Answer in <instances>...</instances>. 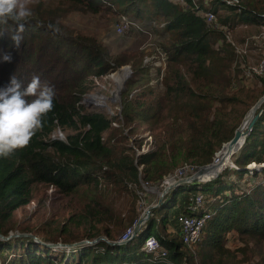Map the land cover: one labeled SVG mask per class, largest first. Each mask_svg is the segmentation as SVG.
<instances>
[{
    "label": "trees",
    "instance_id": "trees-1",
    "mask_svg": "<svg viewBox=\"0 0 264 264\" xmlns=\"http://www.w3.org/2000/svg\"><path fill=\"white\" fill-rule=\"evenodd\" d=\"M69 1L84 13L93 15L101 12L102 7L107 4V7L115 8L119 16L130 15V19L133 20L135 17L143 16L146 11L151 15L147 19L140 20L141 22L137 19L135 21H138L142 27L143 31L139 32L143 33L149 28V31L164 33V39L160 40L161 44H158L159 52L165 59L160 72V83L164 84V92L158 98L167 111H175L176 119L184 116H191V119L195 120L200 119V113L206 109L199 107L198 103L203 99L207 102H215L221 96V92L215 98H211L213 89L219 88L220 84H223V89L230 85L229 76H225L227 70L220 68V63L223 59L228 60L231 53L227 50V46L231 47L232 53H238L228 41V36L224 35V39L219 42L223 33L216 32L205 22L202 16L204 12L209 10L216 17L219 9L232 11L231 18L221 19L222 27L231 28V25L236 23L264 26V0H240L238 7L226 6L221 0H212L208 9L205 7L208 0ZM257 7L260 8L257 9ZM233 20L235 21L232 22ZM49 23L58 24L57 21H52V14L44 18L34 13L25 24L24 31H27L28 35L22 39L19 48L13 46L11 39L17 34L18 26L12 21L7 24L0 23V44L2 45V39L4 41V35L12 42V44L5 42L6 48L3 54H13L16 50L21 51L20 53L24 52L23 50H30V56L26 58V62L32 63L29 65V70L34 75H39L42 82L54 86L56 93L54 109L44 117L42 130L33 136L30 144L22 150L13 152L7 158H0V235L4 237L8 236V225L11 223L13 212L28 205L29 190L37 185L51 186L66 195L77 194L84 189V196L99 203L100 189L103 188L100 185L104 186L105 178L112 179L117 184L121 183L125 185L124 187L130 182L135 189L138 186L141 187L140 181L152 184L151 182L159 180L158 184L161 179L164 180L168 174H173L182 165L181 163L178 166V163L174 161L177 158L179 162V155H175V152H185L179 144L167 150L164 143L160 150L141 154L137 159L132 157V160L125 154L116 159L117 154L113 152L114 148L111 146L113 140L109 138L105 141L104 139V134L110 126L118 128L122 119L125 123L131 122L132 113H135L137 119L142 118L144 122H147L148 115L158 113L159 108L162 107L158 105L160 102L155 104L154 100L149 104L129 100L135 96L139 99L151 91L153 85L148 80L149 66L156 69V63L151 61V64H145V62L141 64V61L134 63L136 65L134 73L142 74V81L145 84L142 87L141 96L137 90L133 96H130V92H133L134 86L139 82V80L133 81L130 91L128 90L121 100L119 117L117 115L115 118L108 119L100 112H83L80 99L87 92V79L100 78L116 70L122 64L129 62L130 57L113 59L94 38L85 41L81 36H75L73 38L75 44H68L65 39H69L70 36L66 33L53 35L47 27ZM157 25L159 27L163 25V27L158 29ZM225 30L227 29H222V31ZM37 36L41 37L43 45H47L50 51L41 49L40 45L36 47L32 44ZM211 41L218 46L211 47ZM50 44L56 46L57 55V62L52 65L47 63V55L54 53ZM140 65L144 67L140 68ZM121 71L111 76L120 74ZM218 75L226 77L225 83L220 81L222 79L218 78ZM12 76L26 86L33 75L26 77L17 73L1 76L0 86L7 85ZM125 78L126 76H123L122 81ZM143 105H146L145 108H142ZM260 111L261 114L255 126L246 137L243 144L245 146L241 148L242 160L239 156V160L236 159V166L233 164L237 174L240 173V169L243 170L251 163H264V140L259 141L260 129L262 125L264 127V104ZM57 128L71 131L65 141L51 138ZM233 135L234 130L231 135H221L220 142H228ZM171 153L175 156L173 157ZM167 154L168 160L165 159ZM209 158L205 164L210 163ZM245 172L248 174L247 170ZM224 174L225 172L205 185L194 184L188 189L181 186L169 190L161 199L160 205L151 210L148 220L141 226L137 235L125 246H110L104 241H99L91 246L68 251L62 248L58 251L64 254L53 260L48 255L49 249L39 248L37 253L34 252L33 245L36 243L32 238L16 237L7 241L0 239V258L6 261V264H189L193 261L191 258L194 253L190 252L182 242L178 219L181 215H191L188 208L191 205V199L198 193L206 199L207 194L219 199L216 205L210 206L215 212L203 228V232L206 229V238L204 241L202 238L194 249L196 251L199 247V258L202 264L213 263L214 258L208 255L209 252L213 251L214 255L222 254L223 242L229 233H235L239 238H246L262 245L264 243V184H258L238 195L240 191L235 185H228V182L221 180ZM258 175L260 174L254 171L251 177L257 179ZM220 195L222 196L219 197ZM90 216V212H85L81 216L82 223L89 224ZM70 220L73 221V218ZM134 222L136 221L133 219L129 225L132 226ZM169 227L175 231L176 236L170 238V232L167 233ZM92 229L94 233L85 237L88 240L99 237L100 229L95 226ZM104 233L108 241H114L111 238L113 237L111 229L104 228ZM149 236H154L159 242L162 250L166 252L165 258L154 261L152 255L142 250L143 243ZM16 243L21 246L27 245V248L20 254L17 250L16 256L9 258L6 253L14 249ZM74 253L78 254L74 255ZM262 263L264 264V258Z\"/></svg>",
    "mask_w": 264,
    "mask_h": 264
},
{
    "label": "rangeland",
    "instance_id": "rangeland-1",
    "mask_svg": "<svg viewBox=\"0 0 264 264\" xmlns=\"http://www.w3.org/2000/svg\"><path fill=\"white\" fill-rule=\"evenodd\" d=\"M211 1H207L208 3L205 5L206 9L209 8ZM238 1L241 3L240 0ZM107 5H104L101 12L97 15L84 13L69 0H35L31 8L35 14L42 15L44 18H48V14H52V21H57L62 33L70 36L68 37L69 39H65V42L68 44H75L73 42L75 36H81L85 41H88L89 38H94L97 43H100L104 47L108 56H111L113 59L130 57L129 62L122 64L116 70L100 78H88L86 81L87 92L80 99L83 112H100L108 119H111L117 115L118 117L120 116L121 100L128 93V90L130 91V85L134 80H139V82L132 88L140 93H138L139 96L142 94V87L145 83L142 81V74L134 73L136 72V65L134 63L141 61V64L142 62L151 64V61L157 64L160 63L163 67L165 59L158 49V44H161L160 40L164 39L162 31L156 33L149 31V28H147L142 33L134 27L129 26L130 29L126 27L122 33L118 34L115 31V26L119 23L121 16L115 12V8H109ZM259 8L257 7V9ZM231 12L230 10L219 9L216 12L215 21L209 23V26L213 27L216 32L219 33L221 31L223 33L222 39L219 42L224 39V35L229 36L236 50L240 53V55L232 53L231 47L224 43L228 48L227 50L231 53L228 56V60L223 59L221 61L220 68L227 70V75L225 76H229L230 85L223 89V84H220L219 88L213 89L211 98H215L221 92V96L215 102H207L206 99H203L198 103L199 107L206 109V111L200 113L201 120L191 119V116L176 119L175 111H167L163 107L162 101L158 98L164 92V84L160 83L161 75L156 74V71L163 68L158 66L155 69L149 66L148 80L153 85L151 91L139 99L135 96L129 100L139 103L145 102V104L153 103L154 100L155 104L160 102L158 105L162 107L159 108L158 113L148 115L147 122H144L142 118L137 119L135 113H132L133 120L131 122L125 123L122 119L118 128L110 126V129L104 134V139L105 141L109 138L113 140L111 146L114 148L113 152L117 154L116 159L122 154H125L132 160V157L137 159L140 156L137 154V151H140V149L144 150V154H149L160 150L161 146L165 143L167 150H171L176 144L184 148L185 152H175V155H179V162L177 158L174 161L178 163V166L182 163L180 167L193 166L195 168L194 171L188 172V176L194 175L200 166L205 165L209 157L210 163L212 162L215 158V153L217 154L221 150L222 145L225 144L220 142L221 139L219 137L223 134L224 136L231 135L233 130L235 132L249 110L264 95V80L254 75V69L261 59V44L256 38L263 32L262 28L264 26L261 27L250 23H236L232 24L231 28L222 27L221 24L223 23L221 19L223 17L231 18L233 15ZM147 17H151V15L146 11L140 18L135 17V20L140 21L147 19ZM130 18V15L126 16L127 20H130ZM257 20L260 19L257 18ZM156 27L161 29L163 25H160V27L157 25ZM140 28H142L141 25ZM221 28L227 30L222 31ZM21 35L25 38L28 32L23 31ZM3 38L4 41L2 39V45L0 44V57H2L3 51L6 48L4 46L5 42L12 44L10 38L6 35ZM32 44L36 47L40 45L43 50H49L47 45H43L40 36H37ZM50 46L54 53L47 55V63L52 65L57 62V55L55 53L56 46L53 44H50ZM213 46L217 47L218 45L214 41H211V47ZM23 51L22 53L19 50L14 51L11 54L12 60L10 63L0 61V77L17 73L26 77L34 75L29 70V65L32 63L26 62V58H29L31 51ZM144 58L146 59L144 60ZM124 67H128L129 71L123 72L126 70L124 69L121 71V73L123 72L122 75H120L121 73L114 74L110 77L111 74ZM141 67H144V65H140ZM123 76H126L125 82L122 81ZM218 78H221L222 80H219L225 83L226 77L218 75ZM123 82L124 84L122 85ZM117 91H119L118 94ZM130 94L132 93L130 92ZM145 106L143 105L142 108H145ZM260 109L258 110V118L261 114ZM62 130L61 132L65 138L71 134V131L68 129ZM262 139L264 140L263 125L260 129L259 141H262ZM240 151L241 149L230 157V163L234 164V166H236V159L238 158L239 160V156L242 160L243 155L240 154ZM171 154L173 157L175 156L174 153ZM165 159L168 160V154ZM245 168L243 170L239 168L240 173H242L240 175V173H236L237 170L235 168L226 166L217 177L225 172L221 180L228 182V185H235L237 190L240 191L239 195L241 192H245V190H249L252 187L254 188L264 181V170L256 171L261 174L256 179L255 177L248 176ZM216 178L200 183V185L208 184L216 180ZM158 181L151 182L152 184L140 181L141 187L138 186L135 189L130 182L124 187L125 185L121 183L117 184L114 180L105 178L103 181L104 186L100 185L103 188L100 189L99 203L91 201L90 198L84 196V189H81L77 194L66 195L58 192L51 186L37 185L29 190L30 201L28 205L13 212L11 223L8 225V235L27 234L45 244L75 245L81 241L88 240L85 237L88 234L94 233L92 228L95 226L100 229L98 235L105 238L104 228L111 229V235L113 236L111 238L114 240L112 242H117L119 244L117 246H125L127 242L120 244L118 238L129 228V223L133 219L137 221L148 206L158 203L156 202L157 199L159 200V198H156L158 196L156 190L160 189L163 179L157 184ZM190 186L191 184L183 185L185 189L190 188ZM161 191L159 190V192ZM206 196V204L208 206L212 207L217 204L218 198H213L208 194ZM212 211L215 212L214 209ZM85 212L91 213L89 224H83L81 221V216ZM71 218H73V221L70 220ZM168 232H170V238L176 236L175 231L170 227ZM206 235L205 229L203 241ZM32 240L36 243V245H33V250L36 253L39 248L49 249L50 253L48 255L53 260L60 258L64 254H61L58 248H47L40 244L37 245L38 241ZM63 241H67V243H62ZM223 244L224 250L221 255H214L213 251L208 253V255L214 258L212 264H263L264 243L261 245L246 238H239L235 233H229L225 236ZM26 248L27 245L24 246L22 244L21 246L19 243H16L15 248L9 250L6 254L9 255V258H13L16 256L17 250L18 254H20ZM74 248L80 247H66V250ZM65 254L67 255L68 253ZM77 254L74 253V255ZM199 257L198 247L196 251L194 250L193 257L191 258L193 261H190L189 264H193V262L195 264H202ZM0 264H6V261L0 258Z\"/></svg>",
    "mask_w": 264,
    "mask_h": 264
},
{
    "label": "clouds",
    "instance_id": "clouds-1",
    "mask_svg": "<svg viewBox=\"0 0 264 264\" xmlns=\"http://www.w3.org/2000/svg\"><path fill=\"white\" fill-rule=\"evenodd\" d=\"M34 2L35 0H0V23L7 24L12 21L18 26L17 34L11 37L15 48H19L23 39L21 33L25 30V24L34 15L31 8ZM47 27L52 31L53 35L62 34L58 24L49 23ZM11 60V53H4L0 57L2 62L10 63ZM119 72L118 70L115 73ZM159 73L160 70L156 71V74ZM132 93L134 95L136 91L133 90ZM55 95L54 86L47 82H42L39 75H33L26 86L22 85L15 76L10 77L7 85L0 86V158H7L13 152L22 150L30 144L33 136L42 130L44 117L54 109ZM133 95L131 94L130 96ZM54 132L51 138H54ZM251 164L259 165L256 163ZM245 169L250 177L254 171L264 170L261 167H257L251 172L248 168ZM258 176L260 177V175ZM159 190H163V188L160 187ZM207 210L214 215L210 206H207Z\"/></svg>",
    "mask_w": 264,
    "mask_h": 264
},
{
    "label": "built area",
    "instance_id": "built-area-1",
    "mask_svg": "<svg viewBox=\"0 0 264 264\" xmlns=\"http://www.w3.org/2000/svg\"><path fill=\"white\" fill-rule=\"evenodd\" d=\"M221 2H223L226 6H230V7L239 6L238 0H221ZM199 14L201 13L199 12ZM202 16H204L205 22L208 25L209 23H212L215 21V15L209 10L205 11L204 15ZM130 20H127L125 16H122L119 23H117V25L115 26V31L118 34H120L126 29V27L127 29H130L129 26L134 27L138 31H143L142 28H140V25L137 21L133 19H130ZM262 29H263V32L260 34V36L256 38L261 44V59L256 65V68L254 69V75L255 77H258L264 80V27ZM228 41L232 44L235 51L240 55V53L236 50L234 44L231 42L229 36H228ZM158 66L162 67L160 63L158 64L156 63V67ZM161 71L162 70H160V72ZM56 136L58 137V139L60 138L64 139L63 134L59 128H57L53 134L54 138H57ZM137 152H138L137 153L138 155L145 153L143 149H140V151H137ZM257 167L264 168V163L259 164V165L251 164L247 166L250 172L253 169H257ZM194 169L195 168L193 166H182V167L177 168L173 174H170V178L169 177L164 178V181L161 184V188H164L166 185L169 184V182L173 183L174 181H178V180L190 177L188 176V172H192L194 171ZM261 184H264V181H262ZM206 202L207 200L204 198V196L198 193L196 196H194L191 199V205L188 208L191 215H184V216L181 215L179 216V219H178L180 223V227H181V232H182V235H181L182 242L185 245V247L192 253H194V249L196 245L202 241V231H203V228L206 222L213 216V213L207 210L208 205L206 204ZM134 225H135V222L125 232H123L121 236L118 238V242L120 244L129 242L131 240L133 231H134ZM142 250L145 253L152 255L154 261L160 258H165L166 256V252L162 250V248L159 245V242L153 236H149L145 239Z\"/></svg>",
    "mask_w": 264,
    "mask_h": 264
},
{
    "label": "water",
    "instance_id": "water-1",
    "mask_svg": "<svg viewBox=\"0 0 264 264\" xmlns=\"http://www.w3.org/2000/svg\"><path fill=\"white\" fill-rule=\"evenodd\" d=\"M122 69H126L127 71H129L128 67L121 68V69H119V71H121ZM124 82L122 83V85L124 84ZM118 92L119 91H117V94H118ZM263 103H264V95L249 110L248 114H246V116L244 117L240 126L235 130L233 137L227 143L222 145L221 150L225 147V152H224L225 158H230L233 155L234 150L236 148H238L237 151H239L242 148V146L246 140L247 135L249 134V132H251L252 128L255 126V124L258 120V110L261 108ZM215 157H216V153H215ZM214 163H215V158L212 160L211 163L200 166L194 175H192L188 178H185V179L174 181L173 183L165 186L161 192H159V190H157L158 198H159L158 203L155 205H152V206H148L146 208V210L142 213V215L138 218L137 222L134 225V231H133L132 238H134L137 235L141 226L148 220L151 210L160 205L161 199L169 190L176 189V188L181 187L183 185L199 184V183H203V182H208L211 179L216 178L220 172L218 174H216V176H214V177L210 178V176L213 173L214 169H216V167L219 166L221 168L224 166V164H223L224 160H222L218 164V166H216ZM222 170H224V169H222ZM168 177L170 178V175H168ZM205 177H207V179H205ZM16 237H30V238L38 241V244H40V245H43L47 248H58V249H62V248H66V247H76V246H79V247L91 246V245L96 244L99 241H104L105 243L109 244L110 246L119 245L117 242L108 241L103 236H99L92 241L84 240V241H81L75 245H73V244L72 245H63V244L53 245V244L41 243L35 237H33L31 235H27V234H20V235H14V236L8 235L7 237L0 235V239L6 240V241L10 240L12 238H16Z\"/></svg>",
    "mask_w": 264,
    "mask_h": 264
},
{
    "label": "bare ground",
    "instance_id": "bare-ground-1",
    "mask_svg": "<svg viewBox=\"0 0 264 264\" xmlns=\"http://www.w3.org/2000/svg\"><path fill=\"white\" fill-rule=\"evenodd\" d=\"M126 70H124L123 72H125ZM123 72L121 73V74H123ZM238 150V148H236L235 150H234V153H236V151ZM225 147L221 150V151H219L217 154H216V157H215V165L216 166H218V164L222 161V160H224V166L223 167H216V169H214V171H213V173L214 174H211V176L212 175H214V176H216V174H218L219 172H221L222 171V169H224L226 166H229V167H233V164H231L230 162V158H225ZM233 153V154H234ZM210 176V177H211ZM214 176H212V177H214ZM205 178H207V177H205ZM169 184H171L170 182H169ZM168 184V185H169Z\"/></svg>",
    "mask_w": 264,
    "mask_h": 264
},
{
    "label": "crops",
    "instance_id": "crops-1",
    "mask_svg": "<svg viewBox=\"0 0 264 264\" xmlns=\"http://www.w3.org/2000/svg\"><path fill=\"white\" fill-rule=\"evenodd\" d=\"M260 175H261V174H260ZM258 178H259V176H258ZM258 178H257V179H258ZM251 181H252V180H251ZM249 182H250V181H249Z\"/></svg>",
    "mask_w": 264,
    "mask_h": 264
}]
</instances>
